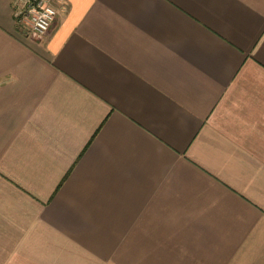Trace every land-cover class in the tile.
<instances>
[{
  "label": "crops",
  "instance_id": "obj_1",
  "mask_svg": "<svg viewBox=\"0 0 264 264\" xmlns=\"http://www.w3.org/2000/svg\"><path fill=\"white\" fill-rule=\"evenodd\" d=\"M0 0V264H264V0Z\"/></svg>",
  "mask_w": 264,
  "mask_h": 264
},
{
  "label": "built area",
  "instance_id": "obj_2",
  "mask_svg": "<svg viewBox=\"0 0 264 264\" xmlns=\"http://www.w3.org/2000/svg\"><path fill=\"white\" fill-rule=\"evenodd\" d=\"M15 12L18 22L23 25L30 36L44 38L59 16L55 0H17Z\"/></svg>",
  "mask_w": 264,
  "mask_h": 264
}]
</instances>
